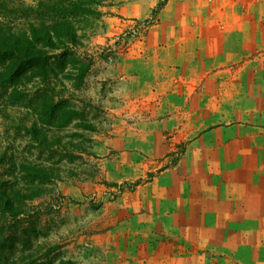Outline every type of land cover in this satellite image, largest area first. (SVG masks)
I'll return each instance as SVG.
<instances>
[{"label":"rangeland","instance_id":"obj_1","mask_svg":"<svg viewBox=\"0 0 264 264\" xmlns=\"http://www.w3.org/2000/svg\"><path fill=\"white\" fill-rule=\"evenodd\" d=\"M40 1L0 0V26L28 30ZM125 1L93 2L75 41L16 82L0 58V264H262L264 153L250 144L263 122L246 112L264 82V23L227 58L231 0H174L169 23L195 15L209 33L218 18L223 54L163 74L151 53L168 0ZM121 61L139 81L106 73Z\"/></svg>","mask_w":264,"mask_h":264},{"label":"crops","instance_id":"obj_2","mask_svg":"<svg viewBox=\"0 0 264 264\" xmlns=\"http://www.w3.org/2000/svg\"><path fill=\"white\" fill-rule=\"evenodd\" d=\"M152 1L153 3L155 2V0ZM173 1L174 0H168L165 5H163V7H159L161 8L159 14L161 15V21H163V23L159 25L161 28L160 33H163L160 41H163V44L160 48H154V50L152 51L153 54L151 53V57L154 58V60H151V62L153 63V67L157 71L158 69H161L163 71V74H165L169 66L182 65L183 62L180 61L182 57L192 56L194 58L197 55L196 52L201 51L202 49L206 51L209 56L214 58V64L217 63V57L219 54L218 42L222 37V35L219 36L218 34V18L216 16L210 17L209 33H203L200 20L197 23V25L199 26L194 24L195 26L193 25L194 29L192 30V26L188 23V19H198V17H196L195 15L183 18V25H179L180 21L178 19L174 24L169 23L171 22L170 20H174L173 18H171V16H169L171 8L173 9ZM130 2L131 5H135L136 2H141V0H126L122 4H129ZM188 5H190L192 9L196 8L197 10H201L207 8L218 9L220 4L217 0H213V2L209 4V6L207 3L202 6V3L199 1H192ZM227 8L230 10V12L226 13V25L227 28H229L225 33L224 39H222L225 40V43L222 46L221 50L226 51L225 56L227 58H235L238 51L248 47L249 42L254 37V34H252L251 26L255 24L261 25L264 23V0H242L241 2H239L238 0H231L229 1V6H227ZM139 14L140 11L138 15ZM162 15H164V17ZM199 15H202L201 11H199ZM177 24L178 27L174 28ZM258 33L259 30L255 34ZM244 41H247L248 43L245 44ZM222 54L223 53H220L219 55ZM194 64L196 65V63ZM244 65L245 63L242 66ZM110 67L113 70L109 69ZM130 67L131 62L121 61L117 64H109V68L105 71L106 73H108L107 71L115 73V76H117V81L123 80L128 82L127 84H130L133 80L139 81L137 78H135L139 75L137 76L134 73H130L132 71H135ZM235 73L236 69H234L233 71V74ZM160 80L156 81L157 85L164 88L168 83L167 79L163 78ZM260 83L261 84L259 86V89H261V92L259 93V98H257V101L255 102V105L258 106L257 111L254 112L253 110L255 105L254 107H249L248 112H246V118L258 114L260 121L263 122V125L261 127L262 132H258L257 134L259 144H250V146L252 148H254L255 146L259 151L264 153V82L262 81ZM248 137V139H251L250 135H248ZM262 160L264 162V159ZM261 168L262 166L259 168V170ZM262 229L264 231V227ZM261 262L262 264H264V260H261Z\"/></svg>","mask_w":264,"mask_h":264},{"label":"trees","instance_id":"obj_3","mask_svg":"<svg viewBox=\"0 0 264 264\" xmlns=\"http://www.w3.org/2000/svg\"><path fill=\"white\" fill-rule=\"evenodd\" d=\"M97 0H41L36 19L28 30L14 32L0 26V58H8L4 80L16 82L29 68L43 69L57 41H75V23L80 13L91 11ZM159 3L157 7H161Z\"/></svg>","mask_w":264,"mask_h":264}]
</instances>
